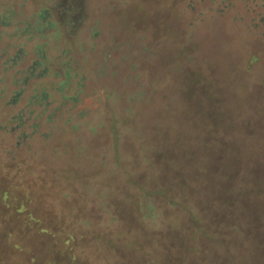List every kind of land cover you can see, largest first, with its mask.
<instances>
[{"label": "rangeland", "instance_id": "1", "mask_svg": "<svg viewBox=\"0 0 264 264\" xmlns=\"http://www.w3.org/2000/svg\"><path fill=\"white\" fill-rule=\"evenodd\" d=\"M260 5V0H26L25 5L16 8L17 15L11 18L8 26L0 25L1 34H12L13 30H19L17 33L20 35L8 41L2 37L0 47L7 41L12 45L9 48L11 53L22 52L21 62L12 70L15 73H3L0 58V87L5 88L6 95L0 101V127L8 130L12 125L11 118L20 113L23 119L28 120L25 124L27 128L34 121L40 131L50 129L53 133L57 132L53 134L56 138L40 146L39 158H42V154L49 157L52 153L54 161L49 167L55 164L58 167L52 172L50 169L51 176L57 169H62L58 179L47 176L46 180L49 179L51 183L45 182L47 186L50 185L46 191L54 190L55 194L50 197L58 199V202L59 195L60 198L62 193L68 195L69 200L66 197L59 204L64 210V217L69 218L75 226L73 235L77 232V236H73V241L65 243L58 237L39 232V229L23 227L17 223L11 211L12 206H5L0 198V264H85L86 250L90 244L95 246L104 238V232L108 234L106 228H103V232L100 227L106 221L103 207L105 198L116 206L117 214H121L122 209L130 211L135 208L136 197L139 199L141 196L142 192L135 187V183L155 191L163 187L156 186L154 182L148 183L149 166L140 157L136 138L127 132L130 136L123 140L120 151L130 175L126 176L124 186L120 181L117 182V178H120L118 172L113 173L112 179L108 180L113 182V187L120 188V199L125 196L128 202L125 205L117 202L116 195L109 192L101 196L103 181L106 179L102 174L107 172L103 166L115 160L114 153L107 146L109 132L96 140L85 130L86 133H81L84 141L81 144L75 132H72L74 120L66 123L64 112L82 111V117L86 114L97 117V112L89 111H99L101 107H94L90 91L98 90L96 76L100 69L105 71L102 81L108 85L109 90L118 91L120 106L124 108L130 105L131 109L121 111L119 117L109 120L110 123L113 121L121 128L134 132L148 131L158 112L141 111V103L145 98L152 96L153 107H158L161 100H165L171 93L173 85H182L183 88L184 82L196 78L213 82L217 86L229 83L227 90L218 93L232 98H247L243 102L242 111H264V22L261 21L264 20V10ZM4 7L7 6L4 4ZM42 14L46 18L37 26V19ZM224 15L234 18V22L229 24ZM251 17L255 20H251ZM69 20L72 25H63ZM24 29L33 34L23 37ZM218 37L224 42L220 47L214 45L219 42L216 41ZM38 46L42 49L40 59ZM219 49L223 51L225 59L219 57V52H216ZM204 53L209 55L203 56ZM44 57L52 72L57 70L62 74L66 66L70 67V73L75 72L72 82L62 93L50 86L53 81L54 84L58 81L53 80L52 74L27 78L26 84L20 87L14 83L20 78L17 71L27 69L36 61H43ZM252 57L254 60L244 80L236 78L227 82L218 73L210 74V68L207 67L209 61L215 64H212L216 66L214 68H227L230 64L245 62ZM112 71L116 77H110ZM196 71L198 73L195 74ZM82 74L86 76V82L77 95L79 102H62V95L74 96V82ZM126 75L129 79L127 83H122ZM133 76L136 78L133 79ZM39 92L46 96L42 103L36 104L33 99V102L26 104L29 97ZM14 94L18 95L15 101L11 100ZM194 96H198V92L195 91ZM186 97V93H183L180 98L185 100ZM129 98H132L131 104ZM254 99L257 102L253 106L248 100ZM51 111L56 112L53 122L49 123L46 115ZM168 111H172V108L168 107ZM168 113L171 120V113ZM78 122L83 121L79 119ZM110 123L107 124L109 131ZM170 124L177 125L178 135L188 129L178 120ZM0 137L2 154L9 149L8 136L0 134ZM200 152L216 192L232 204V210L240 222L245 223L243 228L233 222L229 224L228 235H232L233 239L231 247L235 250L232 255L235 264H264V138L240 151L219 146L204 147L201 150L199 145ZM93 159L96 163H93ZM42 197L39 194L38 200ZM36 207L39 215L45 216L48 213V206L42 199ZM44 208H47L45 213ZM84 216L91 220L90 229L80 227L78 223ZM47 218L51 221V230L64 225L65 218L57 226L53 213ZM126 218L123 226L136 224L130 212ZM44 220L47 221L46 216ZM103 241H107L114 254H117L113 258L116 256L119 264H137L136 254L126 249L123 241H110L107 236ZM213 248L221 250L217 246ZM224 255L219 254L221 264H232L229 257Z\"/></svg>", "mask_w": 264, "mask_h": 264}, {"label": "trees", "instance_id": "2", "mask_svg": "<svg viewBox=\"0 0 264 264\" xmlns=\"http://www.w3.org/2000/svg\"><path fill=\"white\" fill-rule=\"evenodd\" d=\"M16 2L0 1L2 9L0 25L7 27L11 18L17 15L16 8L25 5L26 0ZM4 4L7 7H4ZM260 4L264 10V0H260ZM224 16L228 19L229 24L235 20L230 16ZM45 18L46 16L42 14L37 19L39 20L37 26H40V21ZM251 20H255V18L251 17ZM261 21L264 22V20ZM63 25L69 27L72 25V21L69 20ZM17 32L19 30H13L12 34L7 35L6 32L0 33V40L2 37L8 41L11 37L20 36ZM22 33L23 37L33 34L32 31L26 29L22 30ZM7 41H4L5 44L0 47L3 73L12 71L15 65L21 62L22 52L11 53L9 48L12 45ZM216 41H219L214 44L217 47L224 43L220 37L216 38ZM38 49L40 59L42 49L40 46ZM216 52H219L220 58H226L222 50L219 49ZM208 55L209 53L206 54V56ZM253 60L254 57L235 64L237 66L230 64L227 68H214L215 64L209 61L207 67L210 68V74L218 73L227 82L236 78L244 80V75L248 74ZM46 61L44 57L43 61L38 63L36 61L27 69L17 71L20 78L14 83L20 87L26 84L27 78L52 74L53 80L58 81L55 84L53 81L50 86H54V90L62 93L63 89L72 82L75 72L70 73L68 66L64 68L62 74L57 70L52 72V68L47 66ZM220 64L218 63V65ZM104 72L102 69L97 71L98 90L90 91L94 107H101L99 111L95 109V111H89L90 113L97 112V117L89 116L90 114L82 117V111H64L67 118L66 123L74 120L72 132H75L76 138L81 141V144L84 143L81 133H86L85 130L88 131L92 139L96 140L109 132V145L107 146L114 153L115 160L111 164L103 166L107 172L102 174L106 179L103 181L104 187L101 196L109 192L116 195L117 202H123L124 205L128 202L125 196L120 199L122 198L118 191L120 188L113 187V182L108 179H112L114 176L112 174L118 172L120 178H117V182L120 181L122 186L126 185V176L128 177L130 172L127 171V167L123 163L120 147L123 140L128 139L130 135L136 138L140 147V157L149 166L148 183L154 182L158 187L163 186L155 191V189H148L144 185H140L142 186L140 187L135 183V187L142 192L141 196L139 199L136 197L135 208L130 211L122 209L121 214H117L116 206L105 198L103 207L106 221L100 224V227L106 228L108 233L105 234L103 229L104 235L110 241H123L126 249L136 254L137 264H221L219 254L222 253L229 257L232 264H235L234 256H232L235 250L231 247L233 239L232 235H228L229 224L233 222L243 228L245 223L240 222V218L232 210V204L223 200L216 192L214 181H211L212 176L203 155L201 152L199 153V145L201 150L204 147L212 146L232 148L237 151L245 147L250 148L252 143L264 138V111H242L243 102L247 98H232L218 93L227 90L229 83L217 86L213 82L196 78L184 82L183 88L182 85H173L170 88L171 93L167 95L168 97L166 96L165 100H161L162 103L158 107H153L152 96L145 98L141 103V111L158 112H156L152 127L148 131L134 132L121 128L113 121L110 123L109 120L112 117H119L121 111L126 112L131 109L130 105H126L124 108L120 106L118 100L121 98L118 91L109 90L108 85L102 81ZM107 73L110 75L109 72ZM77 74L79 73L77 72ZM78 76L79 78L74 82V96L62 95V102L68 100L79 102L77 95L85 86L86 76L83 74ZM126 76L128 77V75ZM110 77H116L113 71ZM127 77L121 82L127 83V79H129ZM134 78L136 76H133ZM195 91L198 92V96H194ZM183 93H186L187 96L185 100L180 98ZM5 96V88L0 87V101L4 100ZM16 96L18 97L17 94H14L11 100L15 101ZM44 98H46L45 93L39 92L29 97L26 104L33 102V99L36 104H40ZM257 99L248 101L254 106ZM128 101L131 104L132 98H129ZM168 107L172 108V111H168ZM44 112L41 111V113ZM55 112L51 111L46 115L47 122H53ZM168 112L171 113V120ZM79 119L83 122H78ZM175 120L185 124L188 127L187 131L178 135L177 125L170 124ZM10 122L12 125L8 130L0 127V134L8 136L7 146L9 147L7 151L0 154V198L5 206H12L11 211L17 223L23 227H28L30 230L39 229V232L45 235L50 234L54 238L58 237L65 243L73 241V236H77V232L73 235L76 228L69 218L64 217V210L59 204L62 199L68 198V195L62 193V198L59 195L57 198L60 201L58 202V199L54 200L50 197L55 194L54 190L46 191L50 185L47 186L45 182L51 183L49 179H46L51 176L49 173L52 174L51 172L58 167V164L49 167L54 161L51 152L49 157L42 154V158H39L40 146H45L56 138L53 134L57 132L53 133L50 129L40 131L34 121L27 128L25 124L28 120L23 119L20 113L15 114ZM108 123L111 125L110 131L107 129ZM195 130L196 133H193ZM127 132H130V135ZM4 143L6 144V141ZM146 144L149 146L147 147ZM105 159L106 157L103 155V160ZM93 163H96L94 159ZM61 174L62 169H57V172L51 177L58 179ZM61 185L64 184L61 183ZM39 194H42L43 197L38 200ZM48 196L50 198H47ZM41 199L48 206V213L45 215L47 221L44 220L45 216H41L37 212L36 206L41 202ZM112 199L111 201H113ZM46 211L47 208H44V213ZM128 212L132 218L136 219V224L130 227L123 226V223L127 221ZM50 213L56 217L57 226L65 218L63 226H58L56 230L52 229L55 232L50 229L51 221L47 218ZM78 223L80 227L91 228V220L87 216H84ZM103 239L95 246L89 243L91 247L89 246L86 250L85 264H119L117 261L119 259L116 256L113 258V255L117 254H114L110 245L106 243L107 241L102 242ZM214 246L221 250H214Z\"/></svg>", "mask_w": 264, "mask_h": 264}]
</instances>
